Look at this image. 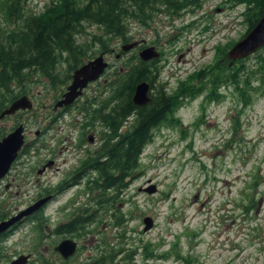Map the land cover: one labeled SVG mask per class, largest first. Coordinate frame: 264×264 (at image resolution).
I'll return each mask as SVG.
<instances>
[{
    "label": "rangeland",
    "instance_id": "374dc122",
    "mask_svg": "<svg viewBox=\"0 0 264 264\" xmlns=\"http://www.w3.org/2000/svg\"><path fill=\"white\" fill-rule=\"evenodd\" d=\"M54 2L29 0L26 8L29 13H42ZM244 10L234 0H202L200 7H189L174 19L159 14L149 26L132 20L134 39L113 42L114 51L105 52L110 68L60 117L53 106L67 84L58 82L55 87L42 76L26 82L34 108L0 122L9 131L18 123L26 127L25 149L0 184V214L14 216L46 201L14 226L3 243L0 264H11L22 255L29 256L26 264H59L52 229L72 212L92 208L93 193L85 191V180L52 194L103 145L104 131L97 120L87 126L91 119L87 101L107 96L104 90L113 71L132 53L155 45L161 52L158 84L172 92L181 80L214 64L221 45L242 38L247 31ZM87 30L81 40L100 33L96 26ZM141 39L146 44L140 49L122 51V45ZM88 48L91 59L101 54L98 44L89 43ZM256 55L245 63L254 65ZM67 67L65 63L59 67L62 78ZM205 73L192 84L201 91L185 98L178 110L181 124L157 128L144 149L119 202L124 221L117 225L113 216L104 213L89 234L75 238L82 249L71 257V264L87 263L102 254H107L105 264H264V83H250L253 89L245 92L249 98L245 104V97L232 85L215 83ZM215 87L217 92H212ZM52 159L55 164L43 173L41 168ZM152 186L155 193L146 191ZM39 216L47 220L42 236L35 227ZM146 217L153 220L148 230ZM69 236L62 235L58 242Z\"/></svg>",
    "mask_w": 264,
    "mask_h": 264
},
{
    "label": "trees",
    "instance_id": "16d2710c",
    "mask_svg": "<svg viewBox=\"0 0 264 264\" xmlns=\"http://www.w3.org/2000/svg\"><path fill=\"white\" fill-rule=\"evenodd\" d=\"M28 1L0 0V113L19 96L28 94L26 82L32 81L35 76L47 78L52 86L57 87V83L62 82L68 87L74 71L91 59L88 56L89 43L98 44L101 53H111L114 51L112 44L116 39H122L125 43L134 39L130 28L132 20L149 26L159 14L165 13L174 19L189 7H200L202 2L56 0L42 13H29L26 8ZM234 2L236 5L245 6L242 14L247 25L246 34L263 16L264 0ZM90 26H96L100 33H91L90 40H81L83 35L89 34L87 29ZM236 42L221 45L217 50L219 57L214 64L207 65L189 78L181 80L172 92L167 86L158 84L161 73V66L158 64L160 58L144 61L134 52L129 60L113 71L104 90V95L107 96L93 97L87 101L91 116L87 126L101 120L109 131L102 146L108 160L99 162L98 157L91 154L82 164L86 171H91L94 175L83 185L85 191L93 193L94 204L90 209L85 206L72 212L67 221L52 229L53 248L62 235L68 234L71 238L80 239L89 234L90 226L101 221L104 213H109V217L113 216L117 225L124 221L119 202L123 200L124 192L140 166L144 149L153 139L157 128L181 124L178 110L185 103V98H194L201 91L196 92V86L192 84L194 79L201 80L205 77L203 71L215 83L232 85L245 97L244 103H248L249 98L245 92L253 89L250 83L254 80L264 83V46L252 55L229 65V50ZM254 54H257L255 58L258 60L249 66L245 62ZM64 63L68 67L66 73L64 72L65 77L62 78L63 72L59 67ZM143 81L151 84V101L145 106H137L133 96L136 86ZM65 91L59 92L58 97L61 98ZM212 92H217L216 87ZM8 132L5 127H1V136ZM8 217L7 213L0 214V221ZM46 222V218L42 216L35 221V227L41 236L44 234ZM10 234L11 231L4 232L0 245L4 246L3 243ZM81 249L79 246L78 251ZM53 252L56 254L57 251L53 249ZM106 255L102 254L100 258L94 256L87 263L80 264H105ZM40 260L46 263L45 257ZM71 261L72 258H59V264H71Z\"/></svg>",
    "mask_w": 264,
    "mask_h": 264
},
{
    "label": "water",
    "instance_id": "95a60500",
    "mask_svg": "<svg viewBox=\"0 0 264 264\" xmlns=\"http://www.w3.org/2000/svg\"><path fill=\"white\" fill-rule=\"evenodd\" d=\"M142 44H146V40H134L133 42L122 45L121 49L123 52H129ZM263 46L264 14L258 23L229 50V57L231 58L229 65H232L236 60L252 55ZM120 55L121 54H117V57L119 58ZM160 56L161 52L155 45H147L139 50V57L144 61L158 59ZM109 66L110 61L106 58L105 52H103L75 70L71 83L68 85L67 90L63 93L62 97L56 102L55 108L72 105L83 95L85 89L91 83L99 80L105 74ZM151 91V84L148 81L139 83L136 86L133 96L134 104L137 106H145L148 104L151 101ZM33 107L34 103L30 96L27 94L21 95L0 113V122L8 115H13L22 110H31ZM25 130V125L21 123L5 136H1L0 128V183L10 171L13 163L16 161L25 145ZM146 191L149 193H155L156 187L152 186L151 188H147ZM44 201H46V199H42L37 203L28 206L17 215L1 220L0 233L8 231L23 218L30 216ZM144 222L145 230L151 228L153 224L151 217H146ZM78 247L79 243L76 239L67 237L62 239L55 246V250L58 251L65 260H68L76 254ZM28 260L29 256L22 255L13 259L11 264H26Z\"/></svg>",
    "mask_w": 264,
    "mask_h": 264
},
{
    "label": "flooded vegetation",
    "instance_id": "af4514ba",
    "mask_svg": "<svg viewBox=\"0 0 264 264\" xmlns=\"http://www.w3.org/2000/svg\"><path fill=\"white\" fill-rule=\"evenodd\" d=\"M71 83V82H70ZM85 92V91H84ZM60 99V98H59ZM58 99V100H59ZM80 99V98H79ZM78 99V100H79ZM57 100V101H58ZM78 100L76 102H74L72 105L68 106V107H59V108H55V104L56 102L54 103V106H53V109H54V112L56 113L57 116H61L63 113H66L68 111H70L75 105L76 103L78 102ZM54 121V117H53V120ZM98 124L102 126V130L101 131H104L103 135L105 136L104 137V141L103 143H105L106 141V137H107V133L109 132L108 131V127L101 121V120H97ZM97 122H96V126H97ZM103 146V145H102ZM100 147V150L97 151L95 153V156L98 157V160L99 162H103L105 160H108L106 156H104V149L103 147ZM87 159V158H86ZM83 161L84 159L81 161L80 165L78 166V168H74V170L72 171V175L70 176V178H67L65 179L64 181H61L58 185V189L57 191L52 194V197L56 196L57 194H59L62 190H64L66 187H68L69 185H73V184H78L79 182H84L85 181H89L90 178L94 177V175H92L91 177L89 176L90 175V172L91 171H86L84 169V167H82V164H83ZM55 164V160H49L45 165H43V167L41 168V171L44 173L47 168H50L52 167L53 165ZM11 171V170H10ZM41 172V173H42ZM10 173V172H9ZM8 173V174H9ZM7 174V175H8ZM23 221V220H22ZM20 221L18 223V225L22 222ZM14 227H12L11 229H9L8 231H11L13 230ZM1 234V233H0ZM4 234V233H3ZM3 234L0 235V239L3 238ZM2 248L3 246L0 245V260L3 259V256H4V253L2 251Z\"/></svg>",
    "mask_w": 264,
    "mask_h": 264
},
{
    "label": "bare ground",
    "instance_id": "6f19581e",
    "mask_svg": "<svg viewBox=\"0 0 264 264\" xmlns=\"http://www.w3.org/2000/svg\"><path fill=\"white\" fill-rule=\"evenodd\" d=\"M138 55H139V54H138ZM153 60H154V59H153ZM150 61H151V60H150ZM66 90H67V89H66ZM83 94H84V93H83ZM82 96H83V95H82ZM82 96H81V97H82ZM81 97H80V98H81ZM76 101H77V100H76ZM76 101H75V102H76ZM66 107H68V106H66Z\"/></svg>",
    "mask_w": 264,
    "mask_h": 264
}]
</instances>
